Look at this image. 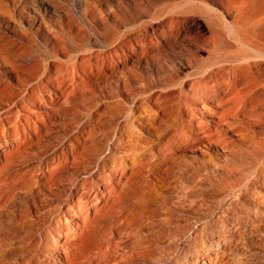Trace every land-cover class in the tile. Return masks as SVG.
Segmentation results:
<instances>
[{
	"label": "bare ground",
	"instance_id": "6f19581e",
	"mask_svg": "<svg viewBox=\"0 0 264 264\" xmlns=\"http://www.w3.org/2000/svg\"><path fill=\"white\" fill-rule=\"evenodd\" d=\"M172 1L0 0V264H264V0Z\"/></svg>",
	"mask_w": 264,
	"mask_h": 264
},
{
	"label": "rangeland",
	"instance_id": "374dc122",
	"mask_svg": "<svg viewBox=\"0 0 264 264\" xmlns=\"http://www.w3.org/2000/svg\"><path fill=\"white\" fill-rule=\"evenodd\" d=\"M174 2L172 0H157V8L161 9V8H166L168 6H171L173 5ZM192 22H191V25L193 27V29L195 30H200L204 35H208L207 33V30L205 28L204 23L202 22V20L198 17V16H192L191 18ZM202 54V61H201V64H205L209 61L210 59V55L208 53H201ZM184 76L185 78H187L188 75H190V72L189 71H184ZM196 158L198 160H201V161H207L208 163H210L211 160H213L214 156H211V154H209L208 152H202V153H198ZM214 216H212L211 218H209V220L213 219Z\"/></svg>",
	"mask_w": 264,
	"mask_h": 264
}]
</instances>
